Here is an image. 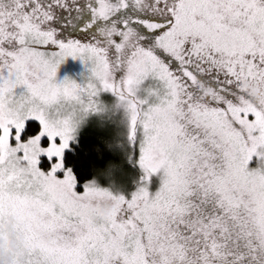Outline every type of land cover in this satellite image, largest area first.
<instances>
[{
    "label": "snow or ice",
    "instance_id": "1",
    "mask_svg": "<svg viewBox=\"0 0 264 264\" xmlns=\"http://www.w3.org/2000/svg\"><path fill=\"white\" fill-rule=\"evenodd\" d=\"M68 57L85 71L58 81ZM241 79L264 83V0H0V221L14 212L25 243L14 264H264V105ZM112 100L128 110L121 151L99 111ZM77 111L97 118L96 143L78 144ZM70 145L92 170L89 152L112 153L118 190L78 181ZM101 199L113 207L96 220Z\"/></svg>",
    "mask_w": 264,
    "mask_h": 264
},
{
    "label": "rangeland",
    "instance_id": "2",
    "mask_svg": "<svg viewBox=\"0 0 264 264\" xmlns=\"http://www.w3.org/2000/svg\"><path fill=\"white\" fill-rule=\"evenodd\" d=\"M84 71H85L84 66L78 59L74 60L71 57H68L65 59L64 63L58 67L56 78L59 81L63 79L65 76H69L73 79L79 80L80 74ZM99 111L103 113L102 119L107 121L109 124H111L114 127L115 133L113 137L115 138L114 140L117 143L118 150L121 151L120 145L123 143V129L126 125L127 116H128V110L126 105L118 100H112L111 102H107V103L100 102ZM96 119L97 118L95 116H91L90 113H82L77 111L74 115V128L78 131V136L80 132L85 127H87V125L93 124L94 127ZM112 169H115L114 165L108 166L105 170H103L100 173L101 175L99 176L94 175L93 180L94 182H96L98 186L101 184L102 185L106 184L113 191H117L118 186L113 182V178L111 176ZM135 175L136 172L135 174L132 175V172L130 171L128 177L126 178V184L131 185V179ZM100 178L105 179L106 182L102 183ZM157 184L158 181L154 177L153 182L151 184V188L154 190L157 187ZM106 200L107 199L98 200L96 204L93 206V208L98 207L101 203H103ZM7 214L8 212L4 215V217ZM4 217L3 220L0 221V224L3 223Z\"/></svg>",
    "mask_w": 264,
    "mask_h": 264
},
{
    "label": "clouds",
    "instance_id": "3",
    "mask_svg": "<svg viewBox=\"0 0 264 264\" xmlns=\"http://www.w3.org/2000/svg\"><path fill=\"white\" fill-rule=\"evenodd\" d=\"M238 87L245 93L248 100L256 105H264V83L252 79H241ZM264 166V161L261 162ZM113 204L106 200L93 208V218L104 220L108 218ZM19 218L14 212H8L0 224V264H14L25 249L22 233L18 230Z\"/></svg>",
    "mask_w": 264,
    "mask_h": 264
},
{
    "label": "trees",
    "instance_id": "4",
    "mask_svg": "<svg viewBox=\"0 0 264 264\" xmlns=\"http://www.w3.org/2000/svg\"><path fill=\"white\" fill-rule=\"evenodd\" d=\"M100 135V133L97 132L96 129H94L93 124L87 125L79 134L77 137V142L81 146H89L93 143H96V137ZM115 138L112 137L110 143L111 148L114 151H119L117 147V143L114 140ZM101 148H103V145H101ZM65 157L66 162L68 165L72 167V171L74 173V176L77 178L78 181H83L85 179L91 178L92 176L101 175L100 173L105 170L108 166H113L116 168L119 166L120 161L117 160H111L116 159L112 155V153L103 151L101 153V158H97V154L95 152H89L84 159L86 161L90 160L92 163H94L95 166L92 170L91 167H89L88 163H73L74 160H79L81 158V155L77 152V145H71L69 149L65 151ZM132 172V175L135 174V169H130L129 172ZM102 183H105V179L100 178ZM128 182V181H127ZM127 188L130 189L131 185L126 184ZM79 187V184L77 185Z\"/></svg>",
    "mask_w": 264,
    "mask_h": 264
}]
</instances>
